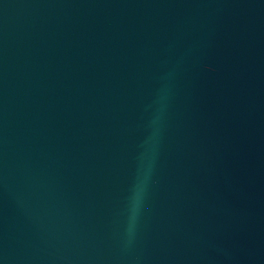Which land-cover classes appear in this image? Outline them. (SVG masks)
I'll use <instances>...</instances> for the list:
<instances>
[{"label": "water", "instance_id": "95a60500", "mask_svg": "<svg viewBox=\"0 0 264 264\" xmlns=\"http://www.w3.org/2000/svg\"><path fill=\"white\" fill-rule=\"evenodd\" d=\"M0 264H264V0H0Z\"/></svg>", "mask_w": 264, "mask_h": 264}, {"label": "clouds", "instance_id": "9594fccd", "mask_svg": "<svg viewBox=\"0 0 264 264\" xmlns=\"http://www.w3.org/2000/svg\"><path fill=\"white\" fill-rule=\"evenodd\" d=\"M166 99H167V90L165 88H162L160 96H159V99L157 101L161 105V108L158 111H162L163 110L164 102L166 101ZM158 122H159V115H157V116H155L153 118L152 125H153L154 128L158 124ZM148 171L150 172V168L148 169ZM146 181H147V173L144 175L143 178H138V183H137V186H136L137 191H136L135 197L133 198L132 207H131L132 219L133 220L135 219V216H136V214L138 212L140 198H141V196H142V194L144 192Z\"/></svg>", "mask_w": 264, "mask_h": 264}]
</instances>
